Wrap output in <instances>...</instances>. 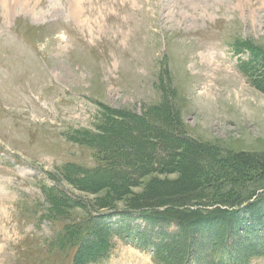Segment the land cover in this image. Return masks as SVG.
<instances>
[{
    "label": "rangeland",
    "instance_id": "374dc122",
    "mask_svg": "<svg viewBox=\"0 0 264 264\" xmlns=\"http://www.w3.org/2000/svg\"><path fill=\"white\" fill-rule=\"evenodd\" d=\"M77 1L89 25L70 16ZM259 80L264 0H0V264H154L151 247L113 232L161 240L127 200L178 174H148L114 202L109 189L86 190L106 148L96 124L127 111L169 120L212 153H264ZM232 170L255 184L258 213L237 208L232 253L218 245L212 256L193 237L188 264H264V167ZM210 227L198 229L221 228ZM250 235L261 240L253 250Z\"/></svg>",
    "mask_w": 264,
    "mask_h": 264
},
{
    "label": "trees",
    "instance_id": "16d2710c",
    "mask_svg": "<svg viewBox=\"0 0 264 264\" xmlns=\"http://www.w3.org/2000/svg\"><path fill=\"white\" fill-rule=\"evenodd\" d=\"M258 82L256 86L264 90V80L260 81L261 85ZM153 119L127 111L105 112V117L96 124L101 130L97 139L101 147H106H98L97 151L102 165L100 169L89 172V179L85 181L88 187L85 189L89 191L91 185L95 189H109L111 195L106 196V200L114 202L128 194V189L136 186L139 179L148 174L156 171L177 172L175 180L154 179L127 200L128 207L149 212L148 220L152 227L158 228L156 230L162 236L161 240L156 242L153 239V231H136L133 235L135 238L119 229L113 233L120 238L136 239L133 244L141 250H146V246L151 247L154 264H188L193 253V243L190 242L193 237H197L201 246L209 247L212 256L218 245L226 253H232L233 229L230 227L239 222L237 208L243 205L242 208L248 213H258L256 204L250 202L256 195L255 184L245 187L232 179V168H263L264 153H222L221 150L212 153L211 149L199 142L189 141L174 133V124L169 120L155 122ZM221 180L224 183H220ZM225 182L229 186H225ZM107 205L110 203L99 207ZM106 218L105 214L98 216L100 220ZM213 223L220 224L222 229L207 236L198 229L205 227L204 230H211ZM169 225L174 226V232L166 233L165 228ZM74 232L77 234L79 230L74 229ZM201 235L205 237L200 239ZM256 238L250 235L242 239L253 250L261 241ZM61 239L67 242L64 241L65 237ZM71 241H77V238ZM67 244L72 247L76 243ZM211 264L215 263L211 260Z\"/></svg>",
    "mask_w": 264,
    "mask_h": 264
},
{
    "label": "bare ground",
    "instance_id": "6f19581e",
    "mask_svg": "<svg viewBox=\"0 0 264 264\" xmlns=\"http://www.w3.org/2000/svg\"><path fill=\"white\" fill-rule=\"evenodd\" d=\"M24 3L26 2V1H23ZM187 3V2H186ZM190 3V2H189ZM71 4V3H70ZM188 4V3H187ZM168 8V7H167ZM69 9V8H68ZM169 9V8H168ZM70 10H71V13H70V16L72 15V17L76 20V21H78L80 24L81 23H85L84 24V26L85 25H89V23H88V21L86 22V20L84 19V17H83V14H84V7H83V5L82 4H80L79 3V1H77V2H74L72 5H71V8H70ZM37 11V10H36ZM69 11V10H68ZM167 12V11H166ZM42 13H43V11H42ZM44 13H47V12H44ZM69 13V12H68ZM69 16V17H70ZM43 18V17H42ZM81 26V25H80ZM206 54V53H205ZM210 55V54H209ZM207 56V55H206ZM202 57V56H201ZM204 58V57H203ZM206 58V57H205ZM210 58H212V57H210ZM209 62V61H208Z\"/></svg>",
    "mask_w": 264,
    "mask_h": 264
}]
</instances>
